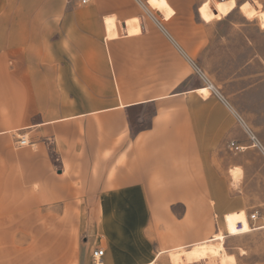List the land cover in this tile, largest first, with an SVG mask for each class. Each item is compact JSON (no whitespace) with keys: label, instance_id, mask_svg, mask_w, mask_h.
<instances>
[{"label":"crops","instance_id":"1","mask_svg":"<svg viewBox=\"0 0 264 264\" xmlns=\"http://www.w3.org/2000/svg\"><path fill=\"white\" fill-rule=\"evenodd\" d=\"M206 1L0 0V264H172L264 193V81L238 105Z\"/></svg>","mask_w":264,"mask_h":264},{"label":"rangeland","instance_id":"2","mask_svg":"<svg viewBox=\"0 0 264 264\" xmlns=\"http://www.w3.org/2000/svg\"><path fill=\"white\" fill-rule=\"evenodd\" d=\"M220 1H206L202 9V15L206 20L210 21L215 17L228 15L221 13ZM262 4L253 0L243 3L238 2V4L236 2L231 12L234 11L230 12L231 14L229 13L230 15L225 21L219 39L216 38V41L223 43V56L234 57L238 64L237 69L239 74L236 78L240 83V88L238 95L235 96H237L236 102L239 106L252 104L253 94L262 93L256 91L248 95L244 89L247 82L264 81V10L261 11L264 5ZM217 53H219V50ZM216 61L213 58L210 60L211 64L207 66L208 77L206 78V82L207 86L213 85V89H210V92L219 97L218 94H221V89L218 90L214 86L216 73L219 70L215 65ZM224 80H227V76H224ZM229 82L230 80L228 81V86ZM227 104L230 106L229 102ZM239 121L241 122V120ZM260 175L261 177L262 175L264 176V169L260 170ZM240 196L242 200L249 199L248 202L251 204L247 210V214L252 230L247 233L230 236L225 229L224 253L235 256L236 261L234 264H264V193L244 194ZM252 200L254 201L253 204L251 203ZM255 211H259L258 218L250 220V215ZM192 264L222 263L219 258H210Z\"/></svg>","mask_w":264,"mask_h":264},{"label":"bare ground","instance_id":"3","mask_svg":"<svg viewBox=\"0 0 264 264\" xmlns=\"http://www.w3.org/2000/svg\"><path fill=\"white\" fill-rule=\"evenodd\" d=\"M235 5V0H221L220 11L223 15H227ZM199 92L204 96L210 93L208 87L200 89ZM238 222L242 223L241 227L237 226ZM249 223L247 212L244 210L231 212L225 216V229L230 236L250 232L252 228ZM224 240L225 235L223 233H217L213 238L194 245L190 250L184 252L182 249H179L173 253L171 252L172 264H184L183 255H185V260L188 263L200 262L210 258H219L222 264H234L236 261L235 256L224 253Z\"/></svg>","mask_w":264,"mask_h":264},{"label":"built area","instance_id":"4","mask_svg":"<svg viewBox=\"0 0 264 264\" xmlns=\"http://www.w3.org/2000/svg\"><path fill=\"white\" fill-rule=\"evenodd\" d=\"M84 3H86L88 0H82ZM209 88L213 89V85H209ZM220 98L226 102L227 100L222 96L220 95ZM19 145L22 146V145H27L28 144V140L25 136L21 137L18 141ZM233 146H235L236 149H243L242 146H238L236 145L235 143H232ZM259 216V211H255L253 214L250 215V220H256ZM242 223L241 222H238L237 226L238 227H241ZM104 254V250L103 249H98L96 251H94V262L95 264H103L102 262V256Z\"/></svg>","mask_w":264,"mask_h":264},{"label":"trees","instance_id":"5","mask_svg":"<svg viewBox=\"0 0 264 264\" xmlns=\"http://www.w3.org/2000/svg\"><path fill=\"white\" fill-rule=\"evenodd\" d=\"M147 109L148 110L145 112L146 115L142 118L141 121L139 117L130 119L132 135H136L150 124V118L154 115L155 110L150 106Z\"/></svg>","mask_w":264,"mask_h":264}]
</instances>
